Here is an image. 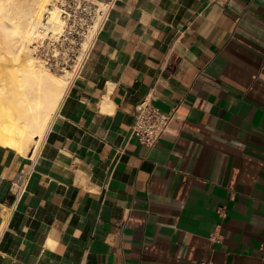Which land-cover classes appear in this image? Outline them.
Returning a JSON list of instances; mask_svg holds the SVG:
<instances>
[{"label":"crops","instance_id":"0c3cea01","mask_svg":"<svg viewBox=\"0 0 264 264\" xmlns=\"http://www.w3.org/2000/svg\"><path fill=\"white\" fill-rule=\"evenodd\" d=\"M204 263L264 264V0H118L37 153L0 142V264Z\"/></svg>","mask_w":264,"mask_h":264},{"label":"bare ground","instance_id":"6f19581e","mask_svg":"<svg viewBox=\"0 0 264 264\" xmlns=\"http://www.w3.org/2000/svg\"><path fill=\"white\" fill-rule=\"evenodd\" d=\"M54 0H0V142L37 153L72 80L33 55L32 46L50 11L48 28L63 22Z\"/></svg>","mask_w":264,"mask_h":264},{"label":"built area","instance_id":"2783aa9c","mask_svg":"<svg viewBox=\"0 0 264 264\" xmlns=\"http://www.w3.org/2000/svg\"><path fill=\"white\" fill-rule=\"evenodd\" d=\"M117 1L54 0L49 7L56 3L63 25L59 31L50 30V11L47 10L40 33L32 46L33 55L51 71L70 72L72 79L79 76ZM179 118V105H175L169 112H164L150 99L145 98L137 104L131 133L141 143L154 146L163 137L172 134L173 124ZM30 176L29 170L23 171L12 182V204L18 202L26 192ZM220 212L222 214V211Z\"/></svg>","mask_w":264,"mask_h":264},{"label":"rangeland","instance_id":"374dc122","mask_svg":"<svg viewBox=\"0 0 264 264\" xmlns=\"http://www.w3.org/2000/svg\"><path fill=\"white\" fill-rule=\"evenodd\" d=\"M54 72V71H53ZM55 73H57V74H62V73H58V72H55Z\"/></svg>","mask_w":264,"mask_h":264}]
</instances>
